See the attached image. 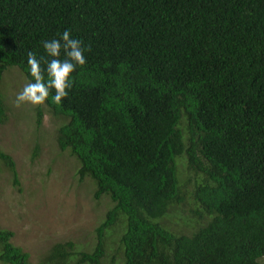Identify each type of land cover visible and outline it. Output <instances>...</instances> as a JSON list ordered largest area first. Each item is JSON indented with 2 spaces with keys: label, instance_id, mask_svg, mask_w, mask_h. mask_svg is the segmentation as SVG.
Returning a JSON list of instances; mask_svg holds the SVG:
<instances>
[{
  "label": "trees",
  "instance_id": "1",
  "mask_svg": "<svg viewBox=\"0 0 264 264\" xmlns=\"http://www.w3.org/2000/svg\"><path fill=\"white\" fill-rule=\"evenodd\" d=\"M65 30L82 41L86 64L60 104L53 89L44 105L63 120L56 146L74 157L78 179L93 183L92 197L110 206L89 252L56 242L40 264H100L117 225L119 264H258L264 0H0V79L16 67L34 82L28 53L50 61L42 42ZM178 157L192 174L187 191ZM0 162L17 184L11 157L0 151ZM171 209L195 223L190 233L167 227ZM11 236L0 229V264H28Z\"/></svg>",
  "mask_w": 264,
  "mask_h": 264
},
{
  "label": "rangeland",
  "instance_id": "2",
  "mask_svg": "<svg viewBox=\"0 0 264 264\" xmlns=\"http://www.w3.org/2000/svg\"><path fill=\"white\" fill-rule=\"evenodd\" d=\"M28 82L16 67H7L0 79V98L5 118L0 123V151L11 157L17 184L0 162V229L12 232L10 242L27 254L28 264H40L48 248L56 242L71 241L74 251L89 252L94 243V228L110 206L106 196L92 197L93 183L78 179L77 162L67 150L56 146L55 130L62 123L47 112L44 104L14 101ZM36 108L41 110L35 124ZM182 190H190L192 174L183 157L175 160ZM189 179V181H187ZM185 214V213H184ZM171 209L164 219L169 229L190 233L195 223ZM117 225L105 239V256L100 264L120 263ZM264 264V256L258 258Z\"/></svg>",
  "mask_w": 264,
  "mask_h": 264
},
{
  "label": "clouds",
  "instance_id": "3",
  "mask_svg": "<svg viewBox=\"0 0 264 264\" xmlns=\"http://www.w3.org/2000/svg\"><path fill=\"white\" fill-rule=\"evenodd\" d=\"M42 43L47 56L53 59L50 61L45 60L44 57L37 59L34 53H28L27 63L34 82L25 84L22 91L17 94L14 101L16 107H20L23 103L42 105L48 100L50 91L53 89L55 94L52 96V100L54 103L60 104L62 99L68 95L72 74L76 71L77 66L82 67L86 64L85 48L82 41L72 38L68 30L62 33L60 39ZM61 49L65 55L63 60L58 58ZM42 63L47 65V80H45V71L41 67Z\"/></svg>",
  "mask_w": 264,
  "mask_h": 264
}]
</instances>
